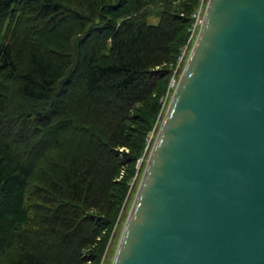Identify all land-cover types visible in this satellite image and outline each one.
Segmentation results:
<instances>
[{
	"label": "trees",
	"instance_id": "obj_1",
	"mask_svg": "<svg viewBox=\"0 0 264 264\" xmlns=\"http://www.w3.org/2000/svg\"><path fill=\"white\" fill-rule=\"evenodd\" d=\"M197 4L0 0V264L101 263Z\"/></svg>",
	"mask_w": 264,
	"mask_h": 264
},
{
	"label": "water",
	"instance_id": "obj_2",
	"mask_svg": "<svg viewBox=\"0 0 264 264\" xmlns=\"http://www.w3.org/2000/svg\"><path fill=\"white\" fill-rule=\"evenodd\" d=\"M111 264H264V0H208Z\"/></svg>",
	"mask_w": 264,
	"mask_h": 264
},
{
	"label": "rangeland",
	"instance_id": "obj_3",
	"mask_svg": "<svg viewBox=\"0 0 264 264\" xmlns=\"http://www.w3.org/2000/svg\"><path fill=\"white\" fill-rule=\"evenodd\" d=\"M152 21H156V18H152ZM196 38V37H195ZM195 40V39H194ZM194 42V41H193ZM192 45H193V43H192ZM192 45H191V47H192ZM181 54H182V52H181ZM181 54H180V56H181ZM179 58V57H178ZM187 59V58H186ZM177 62H178V59H177ZM177 62H176V64H177ZM186 62V61H185ZM182 64V63H181ZM180 64V65H181ZM184 67V66H183ZM173 92V91H172ZM172 92L171 93H169V95H168V93H166L165 94V96L162 98V101H163V106L165 105V107H164V110H163V114H162V118H163V116H164V113H165V111H166V108H167V105H168V103H169V100H170V98H171V94H172ZM169 98V99H168ZM162 120V119H161ZM160 125V124H159ZM159 128V127H158ZM154 134V131H151L150 133H149V137H150V139L151 138H153V135ZM156 135V134H155ZM122 150V149H121ZM123 150H126L127 151V149H125V148H123ZM148 156V155H147ZM147 159V158H146ZM141 161V160H140ZM140 161H139V163L137 164V168H138V166H139V164H140ZM145 164H146V160L144 161V163H143V166H142V168L144 169V166H145ZM142 172H143V170H142ZM141 175H142V173H141ZM140 178H141V176H140ZM139 181H140V179H139ZM139 181H138V183H139ZM138 183H137V185H136V187L134 186V181L131 183L130 182V189H129V192H128V196L131 194V196H130V198L129 199H125V201H124V204H123V207H122V209H121V218H120V222H119V224H118V228H117V230H116V232H114V234H113V231H112V235H113V237H111L110 238V240H109V245H108V247L106 248V250H105V252H104V254H103V256H102V260H101V263L100 264H111V262H112V259H113V256H114V253H115V250H116V247H117V243H118V240H119V237H120V234H121V230H122V226H123V223H124V221H125V219H126V216H127V213H128V210H129V208H130V206H131V203H132V200H133V196H134V194H135V191H136V188H137V186H138ZM127 196V197H128Z\"/></svg>",
	"mask_w": 264,
	"mask_h": 264
},
{
	"label": "built area",
	"instance_id": "obj_4",
	"mask_svg": "<svg viewBox=\"0 0 264 264\" xmlns=\"http://www.w3.org/2000/svg\"><path fill=\"white\" fill-rule=\"evenodd\" d=\"M207 4H208V0H198V4L195 7V10L193 11V13L191 15V17H192V24H191V26L189 28V38L187 40V44L182 49L181 56H179V58H178V62L176 64L174 73H176L178 67L180 66V64L185 59L186 53H187V49H188V45L192 41H194L195 37L198 34V31H199V29H200V27L202 25V22H203V17H204V14H205V10L207 8ZM171 80H172V84L170 85V87H174L177 82L175 81L174 77H172ZM148 141H149V139H148ZM121 149L123 150V147L119 148L120 151H122Z\"/></svg>",
	"mask_w": 264,
	"mask_h": 264
}]
</instances>
